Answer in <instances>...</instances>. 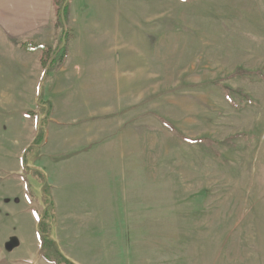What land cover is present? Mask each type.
Segmentation results:
<instances>
[{
  "label": "rangeland",
  "instance_id": "rangeland-1",
  "mask_svg": "<svg viewBox=\"0 0 264 264\" xmlns=\"http://www.w3.org/2000/svg\"><path fill=\"white\" fill-rule=\"evenodd\" d=\"M67 2L59 93L56 71L33 93L39 52L0 27V202L34 214L16 226L52 236L61 196L88 214L70 232L82 264H264V0Z\"/></svg>",
  "mask_w": 264,
  "mask_h": 264
},
{
  "label": "crops",
  "instance_id": "crops-1",
  "mask_svg": "<svg viewBox=\"0 0 264 264\" xmlns=\"http://www.w3.org/2000/svg\"><path fill=\"white\" fill-rule=\"evenodd\" d=\"M53 12V0H0V27L4 32V38L10 45L15 43L19 46L21 43L29 41L41 45H48L50 36L53 35L55 30ZM68 14L70 17L69 3ZM93 29L94 27L90 28L91 31ZM107 30L108 28L106 26V32ZM74 39L75 42L77 37L74 36ZM69 52L68 47L64 63L56 71L59 79L53 93H59L65 88L60 83V79L66 73V65L71 55ZM38 56L35 57V61L37 62ZM39 67L36 64H32L30 68H33V76L31 78L27 77L26 79L28 82L27 86H32V89H34L33 93L35 94L36 87H39L37 83L41 81L42 77V74L39 73L41 69ZM30 80L33 83H30ZM90 140V137H87L85 143L90 142ZM12 174L14 175V173ZM16 174L17 176H21L18 172ZM14 182L18 183V181ZM8 192L10 195L4 196L5 201L0 202V264H48L37 256L38 241L35 233L36 221H33L30 215H27L24 219H21L26 225L25 228L20 229L19 224L16 226V217L22 213L33 214V210L28 205L20 203L22 198L19 199L16 193L14 194V192L6 190L5 194ZM54 200L58 226L51 236V240L57 244L60 252L66 259L73 264H82L76 255L71 250H68L73 247L70 246L73 239L70 232L81 231V226H87L89 224L87 222L88 214L83 211L80 215L72 213L71 209L65 206L61 196L56 197ZM79 223L81 225L76 227V224Z\"/></svg>",
  "mask_w": 264,
  "mask_h": 264
},
{
  "label": "trees",
  "instance_id": "trees-1",
  "mask_svg": "<svg viewBox=\"0 0 264 264\" xmlns=\"http://www.w3.org/2000/svg\"><path fill=\"white\" fill-rule=\"evenodd\" d=\"M68 8V2L64 3V0L61 2L59 0H53V14H54V28L59 32L60 43L56 46L49 45H41L33 42H24L19 45V47L27 53H35L39 52V65L42 70L41 81L44 82L49 74L53 71H58L64 63L67 54V44L69 41V29L66 27V11ZM250 74V72H246L245 70H237L232 73L230 76H238ZM260 74V73H259ZM241 93L240 91H237ZM242 94V93H241ZM38 110L40 111L37 115V124L47 120L49 116L50 103L42 102V95L39 96L38 100ZM32 112L27 111V114H31ZM41 118V120H39ZM39 130V128H38ZM44 140V134L41 132L34 140L32 144H30L21 157V166H22V174H35L37 171L31 170L28 168L26 163V158L28 153L39 151L41 147L42 141ZM38 142V144H37ZM46 187V183H43L42 194ZM52 200H49L51 203ZM47 213V211H46ZM45 213V214H46ZM38 252L37 256L43 259L48 264H73L71 261L66 259L62 253L60 252L57 244L51 240V235H48L46 239L43 238L41 233V225L38 223Z\"/></svg>",
  "mask_w": 264,
  "mask_h": 264
}]
</instances>
